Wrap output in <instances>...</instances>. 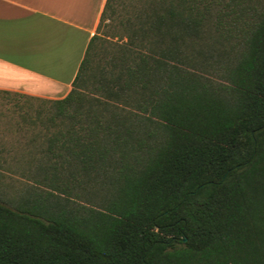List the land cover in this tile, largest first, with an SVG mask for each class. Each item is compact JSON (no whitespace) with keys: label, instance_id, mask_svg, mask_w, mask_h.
Segmentation results:
<instances>
[{"label":"trees","instance_id":"1","mask_svg":"<svg viewBox=\"0 0 264 264\" xmlns=\"http://www.w3.org/2000/svg\"><path fill=\"white\" fill-rule=\"evenodd\" d=\"M251 1H105L41 122L50 191L0 202V264H264V4ZM101 28L124 41L103 52Z\"/></svg>","mask_w":264,"mask_h":264},{"label":"crops","instance_id":"2","mask_svg":"<svg viewBox=\"0 0 264 264\" xmlns=\"http://www.w3.org/2000/svg\"><path fill=\"white\" fill-rule=\"evenodd\" d=\"M106 0H0V93L60 99Z\"/></svg>","mask_w":264,"mask_h":264},{"label":"rangeland","instance_id":"3","mask_svg":"<svg viewBox=\"0 0 264 264\" xmlns=\"http://www.w3.org/2000/svg\"><path fill=\"white\" fill-rule=\"evenodd\" d=\"M215 1L224 5L230 0ZM260 2L264 4V0ZM251 3H255V0ZM115 32L114 29L99 30L102 37L109 36L106 38L107 42L102 44L103 52L107 50L109 53L115 43L124 41L123 38L121 41L118 37H113ZM233 36L227 40L216 39V45L219 49L233 47L240 40L235 34ZM99 51L93 58L95 64L101 57L102 50ZM209 75L217 80L215 74ZM49 100L52 99L0 93V202L14 206L29 192L38 191L44 194L50 191L38 172V166L45 161L42 151L46 145V136L51 131L41 124L51 109Z\"/></svg>","mask_w":264,"mask_h":264}]
</instances>
